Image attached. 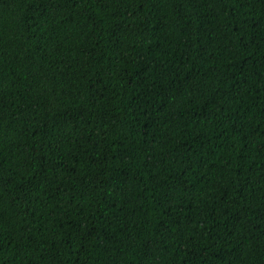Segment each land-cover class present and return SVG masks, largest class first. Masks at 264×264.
Returning <instances> with one entry per match:
<instances>
[{"label": "trees", "instance_id": "16d2710c", "mask_svg": "<svg viewBox=\"0 0 264 264\" xmlns=\"http://www.w3.org/2000/svg\"><path fill=\"white\" fill-rule=\"evenodd\" d=\"M0 264H264V0H0Z\"/></svg>", "mask_w": 264, "mask_h": 264}]
</instances>
